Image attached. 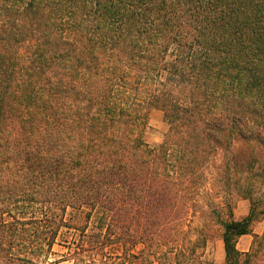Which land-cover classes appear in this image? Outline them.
I'll use <instances>...</instances> for the list:
<instances>
[{"label":"trees","instance_id":"16d2710c","mask_svg":"<svg viewBox=\"0 0 264 264\" xmlns=\"http://www.w3.org/2000/svg\"><path fill=\"white\" fill-rule=\"evenodd\" d=\"M237 139L264 148V0H0V264H264L251 195L193 226Z\"/></svg>","mask_w":264,"mask_h":264},{"label":"rangeland","instance_id":"374dc122","mask_svg":"<svg viewBox=\"0 0 264 264\" xmlns=\"http://www.w3.org/2000/svg\"><path fill=\"white\" fill-rule=\"evenodd\" d=\"M166 131L167 125L162 112L152 110L148 117L146 143L151 148H157ZM228 191L231 196L228 195ZM246 195H251L254 202L258 201L257 212L264 208V148L255 142L237 139L227 148L217 150L212 157L207 170V182L197 201L200 213L196 215L193 226L203 225L205 217L211 215L212 208L223 206V203L225 205L229 203L233 208V217L241 219L250 208V201L242 198ZM263 219L264 215H260L259 220ZM70 233L66 230L61 232L53 247L55 255L52 260L60 259L66 255L71 239ZM139 250L140 247H136L133 253H137ZM206 259L221 264L222 243L219 238L209 242ZM59 264L70 263L61 262ZM167 264H171V262Z\"/></svg>","mask_w":264,"mask_h":264},{"label":"crops","instance_id":"0c3cea01","mask_svg":"<svg viewBox=\"0 0 264 264\" xmlns=\"http://www.w3.org/2000/svg\"><path fill=\"white\" fill-rule=\"evenodd\" d=\"M155 111V110H154ZM157 111V110H156ZM249 211L246 212L242 217L241 219L247 217ZM235 219V218H234ZM240 218L239 219H235V220H241ZM264 232V219L263 220H258L257 222L253 223L252 224V233L255 234V235H260ZM251 239L252 237L250 235H245V236H242L238 243H237V249L240 251V252H246L249 248V245H250V242H251ZM221 241V240H220ZM222 243V242H221ZM223 261H224V254H223V246H222V261H221V264H223ZM216 264V263H215Z\"/></svg>","mask_w":264,"mask_h":264}]
</instances>
